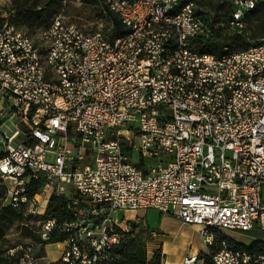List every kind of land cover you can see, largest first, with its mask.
Segmentation results:
<instances>
[{
    "label": "built area",
    "instance_id": "2783aa9c",
    "mask_svg": "<svg viewBox=\"0 0 264 264\" xmlns=\"http://www.w3.org/2000/svg\"><path fill=\"white\" fill-rule=\"evenodd\" d=\"M97 1L105 21L93 32L56 14L35 39L0 20V91L17 118L5 132L0 112V210L44 215L68 186L90 205L41 222L39 247L65 233L57 259L30 243L8 250L14 264H110L139 224L118 211L136 209L199 224L214 264H264L226 233L264 230V39L202 51L195 39L213 15L194 1ZM227 1L242 29L259 0ZM107 10L123 35L112 38ZM40 174L47 183L31 196Z\"/></svg>",
    "mask_w": 264,
    "mask_h": 264
},
{
    "label": "trees",
    "instance_id": "16d2710c",
    "mask_svg": "<svg viewBox=\"0 0 264 264\" xmlns=\"http://www.w3.org/2000/svg\"><path fill=\"white\" fill-rule=\"evenodd\" d=\"M40 1L44 3V7L37 9V3ZM60 1L61 0H14L16 8H18L20 12L23 9H28L29 11L37 10V13L40 15V19H43V17L50 16V11L52 7L57 5ZM95 1L98 2L97 0ZM190 1L195 2V0H182L183 3H187ZM195 4L197 7V12L203 14L207 13L196 2ZM256 4L257 5L254 9H251L246 13L244 17L245 26L244 28L240 29L239 27L230 25V15L232 16L233 8L232 4L229 1L220 0V2L218 1L216 3H213L212 6L215 7L216 11L213 14V17L209 23L211 32L210 34L205 36H198L195 39L196 45H198L202 51L220 53L225 46L229 47L232 50L240 51L248 48L250 45L258 43L250 42V33L247 25L250 16L256 11H258L259 8L264 7V0H259ZM223 8L227 17L225 19L227 20L226 25L224 27H220L219 25L217 26V22L220 19L219 12ZM107 12L108 18H110L113 22V26L111 28V34L113 36L112 38L123 35L127 31V29L120 20L119 16L112 11L107 10ZM102 14L104 16L103 9ZM53 17H51L50 20H48V22L44 24V26L48 25ZM2 19L3 18H1L0 20ZM29 27L30 29H35L33 25ZM46 183L47 179L44 174H40L37 178H33L31 180V188L29 194L33 196L37 193H40L41 190L45 187ZM71 189H73V191H70L68 194H56L57 192L51 193L52 195L50 196L48 204L46 206V212L43 215V220L48 217H53L56 218V222L60 224L64 220H70L75 218L77 215L83 213L90 207L89 203L85 200L84 197L77 193L73 187H71ZM21 215L22 212H18L12 209L11 207H4L0 210V225L8 219ZM139 228L140 225H136V232L134 236L125 238L121 242V244H119L115 249H113V261L110 264H164L163 253L161 248L155 250L153 255L149 257L147 252L146 241L138 237ZM25 230L31 232L28 227H26ZM64 234L65 233L63 231L55 230L54 232H52L50 238L42 242V245L40 247V254H45L46 244L62 241L65 238ZM38 242H40V236L38 238ZM238 244L247 247L251 251L264 253V239H256L255 241H252V243L249 245L241 242H239ZM12 247H9V249ZM217 249L218 247H214L212 251H210V253H202L198 255L197 258H202L203 264H214L212 261V254ZM8 250L7 264H14L16 262V258L8 254Z\"/></svg>",
    "mask_w": 264,
    "mask_h": 264
},
{
    "label": "rangeland",
    "instance_id": "374dc122",
    "mask_svg": "<svg viewBox=\"0 0 264 264\" xmlns=\"http://www.w3.org/2000/svg\"><path fill=\"white\" fill-rule=\"evenodd\" d=\"M220 2V0H195V2L202 7L207 13L213 15L216 11L213 7V3ZM44 7L43 2L37 3V9ZM51 15L43 17L40 19V15L37 10L29 11L28 9H23L21 12L15 6L14 0H0V19L3 21L12 22L18 27L25 30L28 34L33 36L35 39L38 32L41 30L42 26L48 20H50L53 15H62L65 21L74 22L79 25L86 32H93L97 30L100 26L102 20L105 21L102 14L101 5L95 0H85L82 3L75 0H61L57 5L52 7L50 11ZM220 19L217 22V26L224 27L226 25V13L224 8L219 12ZM40 19V20H39ZM33 25L35 29H30L29 26ZM249 29L250 42H260L264 39V7H261L252 14L247 23ZM33 30V31H32ZM17 121V118L13 119V123ZM8 126L13 129L12 119L8 121ZM14 125V124H13ZM7 127V126H5ZM7 129V128H6ZM21 138V137H19ZM20 140V139H18ZM68 192H72L71 186L66 187ZM44 205V200L42 196H38ZM47 202H45V205ZM42 214H29L22 213L21 216L14 217L6 220L0 225V264H7V250L9 247L17 245H26L30 243L36 244V250L40 251L38 246L39 229L41 222L43 221ZM174 218L169 216V214L159 213L153 209L149 210L147 221L150 225L154 223L162 222L165 228H171L174 225ZM28 227L31 232L25 230ZM188 239H187V249L197 246L201 247L204 244L201 233L194 234L195 232L188 229ZM226 233L231 237H234L241 242L249 243L252 239H262L264 238V230L255 228L254 230L242 232L236 230H226ZM194 235V236H192ZM58 243H51L47 248L48 259L55 260V257L59 249ZM207 250L206 245L203 247Z\"/></svg>",
    "mask_w": 264,
    "mask_h": 264
},
{
    "label": "crops",
    "instance_id": "0c3cea01",
    "mask_svg": "<svg viewBox=\"0 0 264 264\" xmlns=\"http://www.w3.org/2000/svg\"><path fill=\"white\" fill-rule=\"evenodd\" d=\"M5 111L6 109L4 108V105H3V93L0 91V112L5 113L2 119L3 121L1 123V128L5 132H10L9 129H11L12 127L7 125L8 121L12 119L11 126H13V124L15 123V122L13 123V119L16 117H10L8 114H6ZM3 148L4 147L0 144V151L4 150ZM38 195L42 196V194H38ZM149 210L151 209L119 210L118 211L119 216H125L126 219H133L139 222L140 228L138 230V237L146 241L147 252H148L149 257L153 255L155 250H157L158 248H161L162 253H163L164 264H183V259L186 255H197L198 256L202 253H206V250L203 248L204 244L201 245V247L195 244L194 247H191L190 249H187V246H186L187 239H188L187 230L190 229L194 231L195 235L197 233H201V226L199 224L186 223L182 221L181 219L169 214V216L174 218L173 219L174 225H172L171 228H165L162 222L160 223L158 222V223H154L153 225H150L147 221ZM155 211H158V210H155ZM158 212L162 213L160 211ZM231 238L241 242L240 240L232 236ZM255 240L256 239H252L249 243L247 242L246 243L241 242V243L249 245L252 243V241H255ZM50 244L51 243H48L45 245L44 255L46 256V259H48L47 258L48 257L47 248ZM58 244L60 246L58 249V253L60 256L61 249H62V243L60 242ZM57 258H58V254L55 257V259ZM196 264H203V259L198 258Z\"/></svg>",
    "mask_w": 264,
    "mask_h": 264
}]
</instances>
